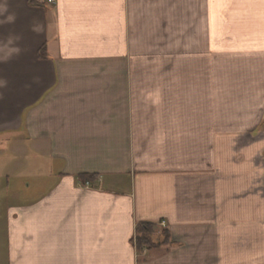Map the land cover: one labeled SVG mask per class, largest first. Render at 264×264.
Returning a JSON list of instances; mask_svg holds the SVG:
<instances>
[{
	"label": "crops",
	"instance_id": "1",
	"mask_svg": "<svg viewBox=\"0 0 264 264\" xmlns=\"http://www.w3.org/2000/svg\"><path fill=\"white\" fill-rule=\"evenodd\" d=\"M263 110L264 0H0V264H264Z\"/></svg>",
	"mask_w": 264,
	"mask_h": 264
},
{
	"label": "rangeland",
	"instance_id": "2",
	"mask_svg": "<svg viewBox=\"0 0 264 264\" xmlns=\"http://www.w3.org/2000/svg\"><path fill=\"white\" fill-rule=\"evenodd\" d=\"M261 123V126L260 129L261 131H259V134L257 135L256 133H254L253 136H247V137H244L245 139V142H244V151H240V148H239V152H235V147H228V153H229V157H228V160H233L234 162L235 161H238V160H242V163H249L251 164V156H252V152L249 151V146H254L253 148V151L254 153L256 152V148L258 147V149L260 150V155H261V163L264 164V159L262 158L264 156V110L263 112L261 113V116H260V121ZM252 150V149H251ZM255 155V154H254ZM261 164V165H262ZM262 168V167H261ZM250 172V170H249ZM257 177V176H256ZM261 177H262V173H261ZM260 180V183H259V186H258V189L255 190L256 186L253 184H255V181L257 180L254 176V180L250 179V175L246 174V177L243 178V184H244V187H245V190H244V196H251L252 193L255 194V192L259 193V196H264V181L260 178H258ZM54 181L53 178L48 180V184H51V182ZM253 181V182H252ZM89 181H85L83 182V185L87 186ZM46 184V186L48 185ZM253 187H254V191H253ZM43 188V185H36V192L39 191V189ZM264 223V222H263ZM159 226L154 227L152 228L151 232H150V235H147L146 237H148L147 239L151 240L152 243H157L159 242L160 240L163 239V236H164V232L166 230L165 226H166V223L164 221H160ZM168 231V230H166ZM169 232V231H168ZM169 235L170 232H169ZM137 232H136V235H135V239H134V243H135V247L138 246V242H137ZM150 241V244L152 245ZM138 249V248H137ZM147 246H143L141 248V251H145L147 250Z\"/></svg>",
	"mask_w": 264,
	"mask_h": 264
},
{
	"label": "trees",
	"instance_id": "3",
	"mask_svg": "<svg viewBox=\"0 0 264 264\" xmlns=\"http://www.w3.org/2000/svg\"><path fill=\"white\" fill-rule=\"evenodd\" d=\"M77 177L79 178L80 181L85 182V181H94L97 179L98 176L96 174L83 173V174L78 175ZM153 227H154L153 224L149 222H141L137 224V227H136L137 236L136 237H137V242H138L137 248L139 250H141L143 246H147L148 250H150L158 245L167 244L170 241L169 232L165 230L163 231L164 232L163 239L153 244L152 241L147 239L148 237H146L147 235H150V232ZM150 241L152 245L150 244Z\"/></svg>",
	"mask_w": 264,
	"mask_h": 264
},
{
	"label": "built area",
	"instance_id": "4",
	"mask_svg": "<svg viewBox=\"0 0 264 264\" xmlns=\"http://www.w3.org/2000/svg\"><path fill=\"white\" fill-rule=\"evenodd\" d=\"M46 2H48V3H52V2H53V0H46Z\"/></svg>",
	"mask_w": 264,
	"mask_h": 264
}]
</instances>
